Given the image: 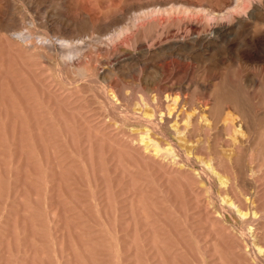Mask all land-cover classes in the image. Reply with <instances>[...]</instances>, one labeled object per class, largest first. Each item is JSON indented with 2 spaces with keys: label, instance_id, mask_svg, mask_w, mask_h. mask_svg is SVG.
<instances>
[{
  "label": "rangeland",
  "instance_id": "1",
  "mask_svg": "<svg viewBox=\"0 0 264 264\" xmlns=\"http://www.w3.org/2000/svg\"><path fill=\"white\" fill-rule=\"evenodd\" d=\"M126 1L0 0V264H264V47L145 55L118 37L96 69L59 71L61 38L111 49L151 4L181 0ZM107 87L159 127L109 110Z\"/></svg>",
  "mask_w": 264,
  "mask_h": 264
},
{
  "label": "bare ground",
  "instance_id": "2",
  "mask_svg": "<svg viewBox=\"0 0 264 264\" xmlns=\"http://www.w3.org/2000/svg\"><path fill=\"white\" fill-rule=\"evenodd\" d=\"M128 1L129 0H127L125 3H128ZM133 2H137V0H134ZM151 5L153 6L152 8H151V6H149L150 7V8L148 7L149 9L146 8L148 10L143 11L142 13H140L139 15H137L136 17H134L132 23L131 24L129 23L130 24L129 26L121 28L120 31L118 30L119 31V34H118L119 36H116V38H114L112 40L110 38L111 46L113 45V47L111 49H109V47H108V45L106 43H105V45H107L108 49L107 48L104 49L105 46L104 47H101L100 46L101 44L103 45V42L100 43L98 41L100 43V45H96V44H94L92 42L93 45L90 46V47L88 46V50H84V47L86 46L84 44L85 41H84V43H83V41H81V43L78 44V45L77 44L72 45L71 44L72 41L70 42V41L62 40V38L60 39V42H61L60 44H59V42H57V41H59L58 38H57L58 40H54V42H51L50 44H45L46 41L50 42L49 39L48 40L42 39V41H45V42L43 44H41V45L43 47L47 48L48 51L51 50L52 51L51 53L55 52L56 47L58 46V44L60 45V48L62 47L61 48L62 51L59 50L58 51L59 53L57 55L54 54L55 56H57V58L59 57L58 58V66H59V71H61V72L64 69H73V70H76L77 72H81V70L86 71L89 68L96 69L97 68L96 64L99 63V62L100 63L98 65L101 64V61H99V59H97L98 58L97 53H101V54H104L105 53L106 55H110V56L112 55L113 56V54H115L119 48H123L122 47L123 45H121V46L118 45L119 47L118 46H115V44L117 43V41L119 40V38H122V37L124 39L126 38V40H125L126 43L125 44H130V43L131 44H134V46L138 47V49H140L141 51L143 50L145 52V55H150L151 53H153L155 51H161L162 52L163 50H164V52L166 50V53H167V50H169V51L171 50V52L172 51H182L184 49H187V47H188V50H189V48L190 49L192 48L191 43H199L201 46L205 47L206 50H212V49H215V48L218 49L219 46H221V47L224 46L225 48L231 50V48L235 47L236 45L239 47L237 49L244 48V47H247V48L248 47H253V46H256V45H260V46H263L264 47V23H261L260 22L261 25H257V24H255V23L252 22V20H254V18H256L257 16H258V18H260L261 16L264 18V0H181V1L172 2L170 4V6H164V5L163 6H160V5L158 6L157 4H154V5L151 4ZM73 7H75V9H74L75 13H77V11L79 13L81 11L80 9L82 8V7H79V6L78 7L73 6ZM119 8H120V6H119ZM89 9H91V8L89 7ZM94 10H95L94 12L100 11L98 8L97 9L95 8ZM112 12H114V11H112ZM117 12H121V10L118 9ZM5 13H4L3 9L0 7V20H2V18L5 15ZM79 14H82V13H79ZM98 14H100V12H98ZM97 16H94V18L92 19L91 22L93 24H95L96 21H97V24H98L99 22H101V19L103 20L104 18H106V16H108L107 19L110 18L109 17V14L108 15L106 14L105 17L104 16H98L97 17ZM75 17H76V14H75ZM71 18L73 19L74 17H71ZM91 18H92V16H91ZM263 18H262V21L264 22ZM107 19H104V21L107 20ZM87 20L89 22V19H87ZM70 21H72V20H70ZM73 21H74L75 24H78L79 23V22H75L76 20H73ZM102 23H103V21H102ZM108 23H109V21H108ZM165 24H168L169 26L170 25H173V27L176 26L177 27L176 33L172 34V31L170 29H168L171 26L170 27H164ZM100 25H102V24H100ZM162 25H164V26L161 28V30L158 29L157 34L155 33L156 35L154 37H152L150 39V41H147L146 42V41L143 40V43L142 42L139 43V40H138V37L137 36H138V34H140V32L141 33H144V34L145 33H148V32L150 33V31H153L152 29H156V27H158V26L160 27ZM168 25H166V26H168ZM8 29H9V27H8ZM14 33H16V32H14ZM21 33H23V32H21ZM21 33L14 34V35H17V38L15 37L16 38V41L15 42L18 43L17 45L20 44L19 46H21V44H22V46L23 47H26V49L28 47H30V48L32 47L33 48V46H35L34 45V42L35 41L33 40L34 42L31 43L30 41H32V39L30 37L25 36L24 33L23 34H21ZM140 36L142 37L143 35H140ZM11 37H13V36H11ZM93 37H92V39H93ZM147 38H149V37H146L145 39H147ZM141 39H140V41H142ZM143 39H144V37H143ZM12 41H14V39ZM79 41L77 40V43ZM38 42L39 41H37V44H39ZM74 42H75V40H74ZM88 44L90 45V42H88ZM121 50H123V49L118 50L117 53H119V51H121ZM127 50H128V48H127ZM188 50H186V51H188ZM191 50H189V51H191ZM134 51H135V49H134ZM156 53H158V52H156ZM112 56L110 58H113ZM48 58H49L50 61H52L51 60V57H48ZM103 58L108 59L109 57L108 58L107 57H103ZM143 60H144V58H143ZM55 62H57V61H55ZM170 66H172V65H170ZM170 70H171V68H170ZM64 71H63V73H64ZM63 73H61L62 76L65 74V73L64 74ZM65 78H67V77H65ZM67 79L65 80V82H67ZM92 80H94V79H92ZM94 81H96V80H94ZM69 83L75 84L76 82H74L72 80H69ZM146 84H147V82H146ZM101 89L102 90L99 91L100 92V98L102 99V102L104 103V105L109 110H111L112 112H116V113H123L126 117H127V115L132 116L135 113L136 122H138V121L139 122H145V124L146 123L147 124H150V125L153 126V128H156V124L157 123L153 122V120L150 117H149V119H151V120H149L148 117H147V119H144V118H141V117L138 116V114H140L138 110H140L141 113H142V111L148 112L147 111V108H149V107H147V106H149V105H147L148 102H145L143 104L142 103L138 104V106H137V109L138 110H135L136 109V104H135V107H134L133 104H132L133 106H130L129 103H121V99H119L120 103H116L115 100H113V97H112V95L110 93V90H111L110 88L108 89V87H107V88H101ZM144 89L145 88H143V90ZM73 92H75V91H73ZM143 93H146V92H143ZM169 94H171V93H169ZM180 97H181V95H180ZM173 98H172V100H173L172 102L176 103L177 99H175V98L173 99ZM169 99H171V98L169 97ZM140 100H143V102H144V100L146 101V99H144L143 97ZM147 101H148V98H147ZM140 102H142V101H140ZM177 103H178V101H177ZM177 103L173 105L174 107L177 106L176 108L169 109L171 106L168 107V110L167 111H169L170 114L172 113L173 110L176 111L177 113H180V115L184 114L182 112L184 110L183 109L180 110V104H177ZM150 107H151V105H150ZM183 107L185 108V105H183ZM191 107L192 106L188 107L189 108L188 109L189 111H191L192 108H195V106L192 107V108ZM181 108H182V106H181ZM149 109H151V108H149ZM205 110L206 109H204V111ZM135 111H138V112L136 113ZM197 113H200V112L198 111ZM202 113H204V112H202ZM142 115L144 116L145 114H142ZM197 115L199 116V114H197ZM146 116H148V115H146ZM146 116H145V118H146ZM175 116H177V114ZM91 120H93V119H91ZM166 120H168V119H166ZM165 121H164V123H165ZM168 122L166 121V123H168ZM179 124L182 125V123H179ZM158 125L159 124H157V126ZM175 127L176 126L174 124V128ZM176 128H178V127H176ZM135 134L137 135V133H135ZM137 139H138V137H137ZM139 140H141V139L139 138ZM145 140L146 139H144V141ZM145 144H146V147L145 148L148 149L149 147L154 146L155 142L153 143V141L149 139V140L146 141ZM143 146H142V148H143ZM149 149H151V148H149ZM145 153H147V152H145ZM148 153H150V152H148ZM151 154H152V152H151ZM148 157H150V156H148Z\"/></svg>",
  "mask_w": 264,
  "mask_h": 264
}]
</instances>
